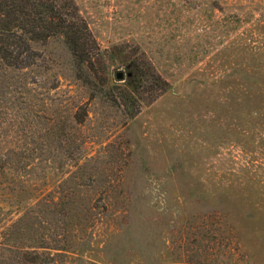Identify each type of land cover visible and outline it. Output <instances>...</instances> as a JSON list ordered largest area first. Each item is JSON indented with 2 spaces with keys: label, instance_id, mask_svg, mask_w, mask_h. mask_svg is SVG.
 I'll return each instance as SVG.
<instances>
[{
  "label": "rangeland",
  "instance_id": "1",
  "mask_svg": "<svg viewBox=\"0 0 264 264\" xmlns=\"http://www.w3.org/2000/svg\"><path fill=\"white\" fill-rule=\"evenodd\" d=\"M76 2L106 66L60 36L0 53V264L42 233L48 264H264V0ZM135 69L169 88L94 89Z\"/></svg>",
  "mask_w": 264,
  "mask_h": 264
},
{
  "label": "trees",
  "instance_id": "2",
  "mask_svg": "<svg viewBox=\"0 0 264 264\" xmlns=\"http://www.w3.org/2000/svg\"><path fill=\"white\" fill-rule=\"evenodd\" d=\"M53 36L63 38L78 72L94 69L97 64L106 66L104 52L81 15L76 0H0V53L9 64L19 67L31 65L34 54L33 43ZM102 80L101 83L98 82L99 84L93 83L94 89L102 98L113 100H118L120 96L124 99L129 97L138 100L141 96V87L144 85L157 86L161 91L167 90L170 85L161 75L147 76L139 69H135L131 76L126 78L125 86H109L104 83V78ZM260 93L258 89L254 90V94L262 98L261 103L259 102L258 107L254 109V118L258 120L264 115V94ZM139 111V108L132 109L130 116H135ZM257 122L259 123L255 124H260V121ZM38 199V202L45 200L47 203L46 196ZM19 201L21 203L19 205L24 206L25 212L12 224L20 222L33 208L32 203ZM61 202L57 201L56 204ZM51 238H47L42 233L38 236L40 242L28 245L32 250L27 249L24 256L29 257L30 264H48V260L55 255L48 252L49 250L65 249L59 244H52Z\"/></svg>",
  "mask_w": 264,
  "mask_h": 264
},
{
  "label": "water",
  "instance_id": "3",
  "mask_svg": "<svg viewBox=\"0 0 264 264\" xmlns=\"http://www.w3.org/2000/svg\"><path fill=\"white\" fill-rule=\"evenodd\" d=\"M128 76H131V73H130V72L128 73ZM124 77H125V74H124L123 71H119V72H117V78H118L119 80L124 79Z\"/></svg>",
  "mask_w": 264,
  "mask_h": 264
}]
</instances>
